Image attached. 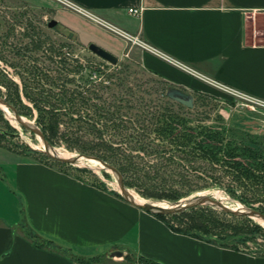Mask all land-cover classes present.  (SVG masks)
Listing matches in <instances>:
<instances>
[{"label":"crops","instance_id":"0c3cea01","mask_svg":"<svg viewBox=\"0 0 264 264\" xmlns=\"http://www.w3.org/2000/svg\"><path fill=\"white\" fill-rule=\"evenodd\" d=\"M70 1L199 74L264 99V43L251 31L257 17H264V0ZM129 8L140 10L139 15ZM59 12L80 40L108 51L115 47L75 22L69 15L81 18L76 12ZM140 61L168 86L191 94L212 92L147 49L141 50ZM27 229L53 246L35 244ZM114 250L123 255L109 257ZM95 255L105 256L104 261L76 259ZM139 256L160 264H264V255L177 232L162 218L52 162L17 154L0 157V264H140Z\"/></svg>","mask_w":264,"mask_h":264},{"label":"rangeland","instance_id":"374dc122","mask_svg":"<svg viewBox=\"0 0 264 264\" xmlns=\"http://www.w3.org/2000/svg\"><path fill=\"white\" fill-rule=\"evenodd\" d=\"M50 1L56 6L51 7L46 0L42 3L41 1L36 3L26 0H0V96L7 99L21 116L42 129L56 151L68 156L83 155L97 158V160L82 158L85 165L93 168L90 172L82 170L81 167L76 168L53 160L45 154L40 155L39 152L43 146L38 136L15 122L10 111H7V116L1 110L0 157L5 154H17L20 157L49 160L85 181L116 193L118 188L115 176L109 171L102 170L98 160L116 168L117 164H123L124 173L119 172L123 182L126 183L125 186L144 202L166 206L196 195H217L225 205L232 208L252 206L256 209H264V185H255L251 178L232 177L231 169L220 162L208 163L200 157H194L185 163H190V166L184 165L188 169L183 170L187 174L186 179L178 180V175L174 176V173H171V177L163 180L161 178L164 175L162 158L154 154H143L127 147L131 143L124 138H128L126 134L131 132L130 129L121 131L123 138L112 132L111 123L105 122L107 128L104 129V137L113 144L112 148L103 150L94 146V143L100 139L89 133L87 128L80 127L81 123H72L65 117H62L65 120L64 126L59 123L55 114L70 113L69 110L75 106L78 107V105H70L66 100H59V98L63 99V95L57 84L66 82L65 78L72 77L74 81L64 83L67 88V95L64 96H68L71 89L83 91V86H88L91 90L90 93H86L87 96L94 94L101 96V99L92 97L90 103L96 105L87 106L94 121L97 120L95 108L103 106V102L104 108L109 110L119 106V118L128 114L133 117L140 113L138 100L141 98L149 99L153 104H163L160 91L165 84L142 65L140 53L143 48L135 40L118 36L108 27L90 19V16L76 12L81 17L79 18L70 14L69 16L75 22L95 38L113 43L115 47L109 52L118 57V62L115 65L110 64L88 49V44L92 41L80 40L72 29L62 22L64 18L59 10L72 9L59 0ZM50 19L57 21L51 28L47 26ZM256 22V27L251 29L252 36L257 42L264 43V17L258 16ZM130 35L142 41L138 36ZM81 39L86 37L82 36ZM33 40L42 41L44 46L34 49ZM101 47L104 48V46ZM58 52L66 58L65 68L59 70L56 61ZM74 58L82 66L78 73L72 71ZM198 80L206 84L212 92L203 95L193 93L195 105L193 111H189L190 113L178 111L174 107L177 114L185 118V124L194 127L196 132L201 131L198 135L200 138L209 130L222 131L223 137L234 139V144L238 146L241 145L239 142L241 135L247 134L249 139L258 142V145H254L248 139L245 143L252 148H260L264 153V109L233 93L201 79ZM78 108L76 110H82V107ZM130 124L133 125L132 122ZM134 124L133 126L137 125V123ZM65 125L69 128L76 126L78 133L69 134L67 138L63 137ZM192 145L191 142L187 143V146ZM115 146H119L118 149H114ZM98 155L105 159L97 157ZM254 198L257 200H252ZM202 207L205 206H196L190 214L197 216V213L201 212L206 217L220 218L231 223L245 221L214 207ZM166 220L173 226H181L169 216ZM249 220L250 222L246 221V224H257L264 231L262 223L252 218ZM257 242L264 243V233L262 237L257 238ZM240 247L243 251L254 252L259 246L247 241Z\"/></svg>","mask_w":264,"mask_h":264},{"label":"trees","instance_id":"16d2710c","mask_svg":"<svg viewBox=\"0 0 264 264\" xmlns=\"http://www.w3.org/2000/svg\"><path fill=\"white\" fill-rule=\"evenodd\" d=\"M42 44V41L33 40L34 49H40L44 46V44ZM51 49H53V46H51ZM57 57L58 60L56 61L58 63V70L65 68L66 58L61 56L60 52L57 53ZM73 62L72 71L78 73L82 68L81 63L78 62L76 58L73 59ZM65 81L70 83L74 81V78H65ZM66 82L63 81V84L61 85L57 84V87L60 88L59 91L61 92V95H63V99L59 98V100H66L73 106L78 105V107H82V110H76L79 108H76L75 106V108L73 107V109L69 110L71 114L68 112L55 114V116H57L56 119L62 125L65 123V120H63L62 117H65L66 120L72 123H81L80 127L87 128L89 133L96 135L100 139L97 143H94V146H97L98 149L105 150L110 147L112 148L113 143L109 142L110 140L108 141L104 137V129L107 128V123L105 122H109L111 123L112 132L116 136L121 135V137L124 138L122 135L123 132L121 131H125L126 129L131 130V132L126 134L128 138H124V140L131 143L127 145L129 149H136L143 154H154L158 158H162L164 175L161 178H163V180L167 177H171V173H174V176L178 175V180L186 179L187 174L183 170H188L185 166H190V163L185 164L186 161H190L194 157H200L208 163L220 162L221 164H224L231 169L232 177L237 179L251 178L255 185H264V153L258 147L252 148L249 146V144L245 143V140L248 139V141L254 145H258V142L250 140L247 134H243L239 138L241 145L238 146L234 144V139L225 138V136L223 137L222 131L220 132L215 130L204 132L203 135L201 134V138L198 137L201 131L196 132L194 127L185 124V118L180 117L177 114V111L174 110V107H176L178 111L181 110L186 111V113H190L189 111H193L195 102L193 101V107L187 108L184 105L168 98L166 96V89L169 86L165 81L163 82L165 87L160 91V97L163 104H153L151 100L141 98L138 100V105L141 111L136 114L137 116L134 115L131 117L128 114V116L119 118V106L115 109L109 110L104 108L105 105L103 102V106L95 108L97 111V120L95 121L91 118L87 106L96 105L90 103L91 99H101V96L97 94L87 96L86 93H90L91 91L88 86H83V91L71 89L68 96H64L67 95V88L64 86V83ZM79 86H81V84H79ZM5 100L10 103L7 99ZM102 118H105V120H101ZM131 122L133 125H135L134 123H137V125L133 126L130 124ZM127 123L130 125L126 126L125 124ZM75 127L76 126H71L69 128V126L65 125V130L62 133L63 137L67 138V136L72 133L77 134L78 128ZM41 131L45 136L44 131L42 129ZM45 138L48 140L46 136ZM48 142L51 144L49 140ZM189 142L193 143V145L187 146V143ZM115 147L114 149H118L117 147L119 146ZM39 154L44 156L42 151H40ZM97 157L105 159L100 155ZM117 166L119 169L117 170L124 173L123 164H117ZM81 169L91 172V170L87 168L81 167ZM124 184L126 183L124 182ZM113 193L121 197L118 193ZM252 200H257V198ZM201 206H205L202 208L212 207L208 205ZM194 209L195 207H191L170 215H154L165 220L167 225L177 232L187 234L221 247L242 250L240 245H244L247 241L254 242L259 246L258 250L250 253L264 255V243L257 242V238L262 237L264 231L257 224H246V221L250 222L248 217L233 215V217H238L244 219L245 221L242 223H231L221 220L220 218L206 217V215L201 212L199 214L197 213V216L193 213L190 214ZM258 210L264 213V209L261 208ZM168 216L177 221V223L181 226L177 227L171 225L169 221L166 220ZM27 236L37 245H45L48 247H51V245L53 246L52 240L39 238L31 229H27ZM104 258L105 256L95 255L84 259H76L85 263H100L104 261ZM125 259L132 261L128 255L125 256ZM136 260L139 261L140 264H160L142 256L137 257Z\"/></svg>","mask_w":264,"mask_h":264},{"label":"water","instance_id":"95a60500","mask_svg":"<svg viewBox=\"0 0 264 264\" xmlns=\"http://www.w3.org/2000/svg\"><path fill=\"white\" fill-rule=\"evenodd\" d=\"M57 21L55 19H50L47 23L48 27H53L56 25ZM88 49L100 57L101 59L107 61L110 64H117L118 57L113 53L109 52L108 50L102 48L101 46L97 45L96 43L90 42L88 44ZM166 96L171 100H174L187 108L193 107L194 97L191 93L185 92L178 87L169 86L166 89ZM0 109L7 114V111H10L13 115V120L17 122L23 128L29 130L30 132L34 133L36 136L39 137L43 148L41 151L47 155L49 158L63 162L74 167H82L93 170L89 165H85L82 158H87L88 160H97L94 157H86L83 155H70V156H63L60 152L56 151L55 148L48 142L45 138L41 129L35 125L33 122L25 119L21 116L15 107L8 103L3 97H0ZM8 116V114H7ZM101 164V169L104 171L111 172L117 182L118 194L121 196L122 199L130 203L131 205L141 208L147 212L152 214H162V215H170L174 213L181 212L191 207L201 206V205H208L214 208H218L223 212H227L237 216H244L252 219H257L262 222L264 225V213L259 211L256 208L246 207L243 208H231L225 204H223L220 200L213 198L211 195H196L192 198H186L180 200L178 202L172 203L170 205L162 206L159 204H155L152 202H139L135 199L132 192L125 186L123 182V178L121 173L117 170V168L111 164L98 160ZM123 252L120 250H114L109 253V257H121Z\"/></svg>","mask_w":264,"mask_h":264},{"label":"built area","instance_id":"2783aa9c","mask_svg":"<svg viewBox=\"0 0 264 264\" xmlns=\"http://www.w3.org/2000/svg\"><path fill=\"white\" fill-rule=\"evenodd\" d=\"M61 1L63 4H65L67 7H69L70 9L74 10L77 13L86 15V16H90V19H93L94 21H96L99 24H102L106 27H108L109 29H111L114 33H116L118 36H123L126 37L128 40H135V42H137L142 48L147 49L153 53H155L156 55L164 58L165 60L173 63L174 65H176L177 67H179L180 69H182L183 71L191 74L194 77H197L198 79L203 80L204 82H207L215 87L221 88L225 91H228L230 93H233L239 97H241L243 100L253 104V105H258L260 107H262L264 109V99L246 94L242 91H239L237 89L231 88L225 84H222L214 79H211L207 76H204L202 74H199L198 72H196L195 70H193L192 68L180 63L177 60H174L172 58H170L169 56L165 55L164 53L160 52L159 50L153 48L152 46H150L149 44L145 43L144 41H140L138 38H136L135 36H131L130 34L126 33L125 31L116 28L114 26H111L110 24L104 23L102 20H100L99 18L95 17L94 15H92L89 11H87L86 9H84L83 7L75 4L74 2L70 1V0H59ZM128 12L130 14H134V15H139L140 10L135 9V8H129Z\"/></svg>","mask_w":264,"mask_h":264},{"label":"bare ground","instance_id":"6f19581e","mask_svg":"<svg viewBox=\"0 0 264 264\" xmlns=\"http://www.w3.org/2000/svg\"><path fill=\"white\" fill-rule=\"evenodd\" d=\"M38 138H39V137H38ZM39 140H40V139H39ZM61 155H63V156H68V155H66V154H62V153H61ZM132 194H133V193H132ZM133 196L135 197V199H136L137 201L142 202V200L139 199L136 195L133 194ZM212 197L215 198V199H217V200H220L219 197H217V195H212ZM220 201H221V200H220ZM221 202H222V201H221ZM222 203H223V202H222ZM223 204H224V203H223ZM231 208H232V207H231ZM256 220H257V219H256ZM257 221L260 222V223H262L260 220H257Z\"/></svg>","mask_w":264,"mask_h":264}]
</instances>
